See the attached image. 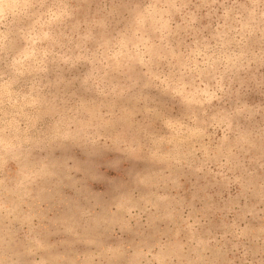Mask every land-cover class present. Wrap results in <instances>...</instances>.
Masks as SVG:
<instances>
[{
	"label": "rangeland",
	"instance_id": "obj_1",
	"mask_svg": "<svg viewBox=\"0 0 264 264\" xmlns=\"http://www.w3.org/2000/svg\"><path fill=\"white\" fill-rule=\"evenodd\" d=\"M0 264H264V0H0Z\"/></svg>",
	"mask_w": 264,
	"mask_h": 264
}]
</instances>
